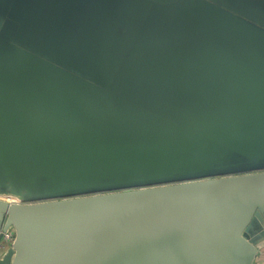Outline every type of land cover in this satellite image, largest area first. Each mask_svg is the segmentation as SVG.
Listing matches in <instances>:
<instances>
[{"label": "water", "instance_id": "water-1", "mask_svg": "<svg viewBox=\"0 0 264 264\" xmlns=\"http://www.w3.org/2000/svg\"><path fill=\"white\" fill-rule=\"evenodd\" d=\"M10 228L0 264H255L264 0H0Z\"/></svg>", "mask_w": 264, "mask_h": 264}, {"label": "built area", "instance_id": "built-area-1", "mask_svg": "<svg viewBox=\"0 0 264 264\" xmlns=\"http://www.w3.org/2000/svg\"><path fill=\"white\" fill-rule=\"evenodd\" d=\"M16 201V200H14ZM11 200L10 202H14ZM15 238V233L13 229H8L7 231L2 233V236L0 238V251H5L7 250L10 245L12 244L13 240Z\"/></svg>", "mask_w": 264, "mask_h": 264}, {"label": "crops", "instance_id": "crops-1", "mask_svg": "<svg viewBox=\"0 0 264 264\" xmlns=\"http://www.w3.org/2000/svg\"><path fill=\"white\" fill-rule=\"evenodd\" d=\"M3 253L4 251H0V257L2 256ZM255 264H264V249L260 251L259 256L255 261Z\"/></svg>", "mask_w": 264, "mask_h": 264}, {"label": "rangeland", "instance_id": "rangeland-1", "mask_svg": "<svg viewBox=\"0 0 264 264\" xmlns=\"http://www.w3.org/2000/svg\"><path fill=\"white\" fill-rule=\"evenodd\" d=\"M8 199H9L10 201H11V200H13V201L16 200L15 198H8Z\"/></svg>", "mask_w": 264, "mask_h": 264}]
</instances>
